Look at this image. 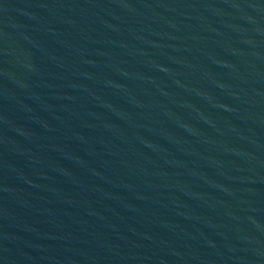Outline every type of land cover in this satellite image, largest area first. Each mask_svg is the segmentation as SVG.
I'll return each mask as SVG.
<instances>
[{
    "label": "water",
    "instance_id": "1",
    "mask_svg": "<svg viewBox=\"0 0 264 264\" xmlns=\"http://www.w3.org/2000/svg\"><path fill=\"white\" fill-rule=\"evenodd\" d=\"M0 264H264V0H0Z\"/></svg>",
    "mask_w": 264,
    "mask_h": 264
}]
</instances>
